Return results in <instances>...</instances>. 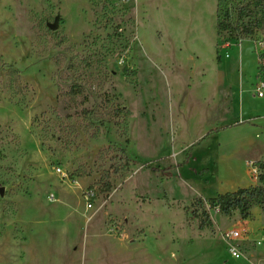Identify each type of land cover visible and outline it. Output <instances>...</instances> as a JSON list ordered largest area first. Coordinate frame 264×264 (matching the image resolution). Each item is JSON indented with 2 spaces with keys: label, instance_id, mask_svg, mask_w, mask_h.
Segmentation results:
<instances>
[{
  "label": "rangeland",
  "instance_id": "1",
  "mask_svg": "<svg viewBox=\"0 0 264 264\" xmlns=\"http://www.w3.org/2000/svg\"><path fill=\"white\" fill-rule=\"evenodd\" d=\"M255 2L0 0V264H264V208L187 210L260 184Z\"/></svg>",
  "mask_w": 264,
  "mask_h": 264
},
{
  "label": "trees",
  "instance_id": "2",
  "mask_svg": "<svg viewBox=\"0 0 264 264\" xmlns=\"http://www.w3.org/2000/svg\"><path fill=\"white\" fill-rule=\"evenodd\" d=\"M257 0H218L217 28L220 32H237L243 37L254 33V27L245 21V18L253 12L250 5ZM231 11L237 12L239 18L234 21ZM262 170L260 184L249 188H240L233 192L219 194L209 200L199 199L191 204L189 210L193 217L199 218L201 229L211 226L210 210H218L220 213L229 216L232 212L238 211L242 219L251 217L252 208H264V163L260 164Z\"/></svg>",
  "mask_w": 264,
  "mask_h": 264
},
{
  "label": "built area",
  "instance_id": "3",
  "mask_svg": "<svg viewBox=\"0 0 264 264\" xmlns=\"http://www.w3.org/2000/svg\"><path fill=\"white\" fill-rule=\"evenodd\" d=\"M255 94L259 98H264V81H260V82H258L256 84ZM229 236L236 237L237 234L236 233H231V234H229ZM231 249H232V255L235 258H239L240 257V253H239V250L237 249V247H232Z\"/></svg>",
  "mask_w": 264,
  "mask_h": 264
},
{
  "label": "water",
  "instance_id": "4",
  "mask_svg": "<svg viewBox=\"0 0 264 264\" xmlns=\"http://www.w3.org/2000/svg\"><path fill=\"white\" fill-rule=\"evenodd\" d=\"M52 28L53 29H56L57 28V24L53 25Z\"/></svg>",
  "mask_w": 264,
  "mask_h": 264
},
{
  "label": "crops",
  "instance_id": "5",
  "mask_svg": "<svg viewBox=\"0 0 264 264\" xmlns=\"http://www.w3.org/2000/svg\"><path fill=\"white\" fill-rule=\"evenodd\" d=\"M242 100V99H241Z\"/></svg>",
  "mask_w": 264,
  "mask_h": 264
}]
</instances>
